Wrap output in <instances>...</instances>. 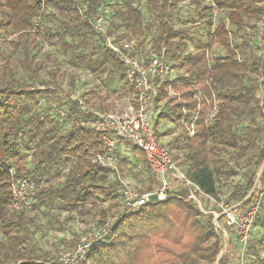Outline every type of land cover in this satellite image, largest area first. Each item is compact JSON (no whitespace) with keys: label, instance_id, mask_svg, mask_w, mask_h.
Instances as JSON below:
<instances>
[{"label":"trees","instance_id":"1","mask_svg":"<svg viewBox=\"0 0 264 264\" xmlns=\"http://www.w3.org/2000/svg\"><path fill=\"white\" fill-rule=\"evenodd\" d=\"M110 1L90 0L87 16L81 18L69 0H46L51 8L39 18L41 0H0V29L5 37L17 31L19 36L31 28L32 33L44 34L58 54H66L65 61L74 68L94 76L117 77L122 86L118 98L129 88L123 80L121 64L105 45L112 29H125L132 36L144 34L141 41L136 36L130 37L142 44L148 42L145 41L147 34L149 43L164 44L168 59L181 69L173 85L185 103L165 97L160 88L154 117L157 138L164 135L157 129L162 119L174 122L182 132L167 145L175 152L171 156L169 151V155L177 166L183 167L189 179L204 192L218 199H222L218 191L224 180L240 174L224 201H243L264 160V113L260 104V88L264 91V58L253 55L246 37L248 29L264 19V0H216L228 19V25L219 21L213 36L214 43L224 49L223 55H214L210 72L220 106L213 122L205 124L203 116L196 121L193 135H189L179 119L185 105L190 109L185 119L190 120L194 106L192 94L197 88L208 91L205 79L209 68L204 51L209 43V7L204 0H117L119 4L110 10L111 28L97 31L90 19L98 10L104 13L105 19ZM181 1L194 5L204 24L205 40L194 43V53L188 52L189 42L193 41L190 32L173 26V12ZM43 19L59 24L42 26ZM8 42L17 45L15 39ZM51 58L54 66L47 70L49 79L41 78L38 73L41 63L34 61L35 53L27 48L17 67L5 61L0 73V264H61L58 258H49L46 251L40 253L41 245L31 228L37 209L55 205L61 211H75L81 218L96 216L93 228H97L121 201V186L115 171L86 159L88 150L105 151L100 134L78 121L88 116L82 106V103L89 106L86 94L83 99L71 98L70 90L74 89L76 80L73 75L68 80L69 90H63L58 80L60 67L55 64L60 58L58 55ZM97 97L104 100L101 95ZM42 100L47 105L42 106ZM106 106L89 107L105 111ZM159 107L165 110L157 114ZM59 116L67 121L66 127L58 125ZM122 142L135 152L140 150ZM179 149L184 152L182 159ZM78 153L81 157L72 160ZM115 155L119 174L124 163L136 162L126 159L119 148ZM244 157L241 165L239 160ZM138 158L142 162L137 171L143 179V188L135 191L143 194L156 189L159 182L142 151ZM232 159L234 166L229 165ZM239 166L246 168L239 172ZM16 178H29L36 188L26 209L13 207L11 183ZM168 181L172 193L167 198L150 200L122 214L106 235L91 245L84 264H217L223 237L215 230L212 213H204L189 198L193 187L179 176L169 175ZM105 201L107 206L102 205ZM250 201L246 200L245 204ZM254 224L259 226L261 234L251 237V231L244 264H257L260 258L264 263V257L259 254L264 250V196ZM229 229L228 244L237 251L234 230ZM154 237L157 243H152L156 242ZM152 254L159 255L151 257ZM233 255L236 263L235 252ZM218 264H230V253L226 252Z\"/></svg>","mask_w":264,"mask_h":264},{"label":"built area","instance_id":"2","mask_svg":"<svg viewBox=\"0 0 264 264\" xmlns=\"http://www.w3.org/2000/svg\"><path fill=\"white\" fill-rule=\"evenodd\" d=\"M90 0H77L74 7L81 18L87 16L86 10ZM209 7L210 24L208 27L209 43L205 49V61L209 68V75L205 79L208 91L197 88L192 94L194 106L191 109V118L186 120L189 108L185 105L181 108L180 124L189 133H195L196 121L203 116V122L209 124L217 117L220 99L218 91L212 84V65L215 57L210 48L214 45V34L219 23V6L216 0H205ZM46 0H41V16L49 10ZM93 27L100 32L104 30V13L98 10L90 19ZM248 30L247 39L250 51L254 56L264 58V19ZM34 29V27H33ZM2 37V36H1ZM0 37V39H1ZM106 47L110 50L115 59L123 68V80L127 84L129 91L124 93L116 105L105 111L95 110L82 103L83 110L88 114L78 121L85 126L92 128L100 134V140L105 147L103 153L88 150L86 159L97 162L101 165L111 167L121 186V201L119 205L106 218L105 223L97 228L85 232L70 250L63 251L59 255L61 264H80L86 258L91 245L102 239L113 224L122 214L134 209L151 200L159 201L167 198L171 192V183L168 181L169 175H177L186 184L193 187L189 195L194 203L204 213H212L215 230L223 237L222 249L217 256L218 260L229 250L230 229L234 230L237 251V262L234 264H244L246 248L249 244L250 234L254 226V220L259 213L261 201L264 196V160L256 173L254 184L250 192L243 201L228 203L223 199H218L204 192L198 184L190 180L181 171L177 164L169 155V148L166 142L157 138L154 128V117L156 114L160 88H163L165 97H172L183 103L179 91L174 87L173 80L181 69L174 65L167 57L164 44L155 45L153 43L142 44L136 39H117L114 36L107 37ZM211 49V50H210ZM196 52V49H192ZM241 59L240 54H238ZM261 107L264 113V91L260 88ZM127 142L132 147L140 149L146 158L150 170L154 173L159 182V186L153 191L138 194L129 182L122 179L116 164V155L119 143ZM81 157L78 153L72 160ZM36 188L29 178H16L11 183V194L13 196V207L26 209L30 206V196L34 194ZM251 199L246 205L245 201ZM206 202V206L202 204ZM221 219L223 222L221 223ZM92 225V224H91ZM264 254V251L262 252Z\"/></svg>","mask_w":264,"mask_h":264},{"label":"rangeland","instance_id":"3","mask_svg":"<svg viewBox=\"0 0 264 264\" xmlns=\"http://www.w3.org/2000/svg\"><path fill=\"white\" fill-rule=\"evenodd\" d=\"M77 0H69V3L72 7L76 4ZM204 3L207 5V3L204 0ZM119 2L117 0H111L110 5L106 7L105 10V16L106 18L104 23V29L107 30L108 28H111L112 26V10L113 6H117ZM195 6L190 4L188 1H181L179 3V7L177 10L173 12V26L177 29H187L190 32V35L193 39L191 42H189L188 46V52L194 53L192 49H196L194 43H200L205 40V32H204V24L199 19L197 12L194 8ZM51 8V7H50ZM50 10V9H49ZM219 15V21H224L228 25V19L226 17V12L224 10L219 9L218 11ZM263 20V19H261ZM259 22V23H258ZM256 22V25L260 24L261 21L259 20ZM56 23L59 24L57 21H46L43 19V23L40 24L42 26L51 27L56 25ZM258 23V24H257ZM253 29V28H252ZM104 30V31H105ZM250 30V29H248ZM29 32L21 33L19 36V32H14L5 37V34H2V30L0 29V73L1 69L4 66L5 61H8L9 65L12 67H17L20 64V60L23 57V51L25 48L31 49L32 53H35V59L34 61L37 63H41V68L38 71L41 78L49 79L50 76L47 73V70L50 67H53L54 64L52 62V55H58L60 60L55 63L59 65V72L58 80L62 83V88L64 91L69 90L68 87V80L70 78V75H73L75 77V87L74 89L70 90L71 98L73 99H83V94L85 95V98H87V103L89 106H92L94 108H101L103 104H107V109L111 108L116 105V102L119 101L120 98L119 95L121 93V81L116 78H112V76H94L90 74L89 72L83 70L74 68L73 66L69 65L67 61H65L66 54L59 52L57 53V50L49 44V42L43 37L44 34H35L32 33V28L28 30ZM21 32V31H20ZM24 32V31H23ZM248 32V31H247ZM112 36H120V37H133L136 36L138 40L141 41L142 37H144V34L138 33L136 35H133L126 31L125 29H112ZM145 41V44L149 43L150 38L149 34ZM133 38V39H135ZM4 39V40H3ZM15 39V42L17 45H13L12 43L8 42V40ZM230 41H233V38H230ZM139 42V41H138ZM141 43V42H140ZM212 49L213 54L217 55H223L224 49L221 48L218 43L215 42L214 45L210 47ZM210 49V50H211ZM30 51V50H29ZM25 72L21 71V74H24ZM25 75V74H24ZM52 80V79H51ZM39 86L38 84H34ZM114 89V90H113ZM98 95H101L104 97L103 101H100L98 99ZM47 105V102L42 100V106ZM161 107V105H160ZM158 108L157 114L161 110H165L162 108ZM60 112L59 110H57ZM177 114V113H176ZM172 118H175V116L170 113ZM216 119V118H215ZM214 119V120H215ZM213 122V121H212ZM161 124L157 126L158 131L161 133H164V135L160 136L159 139L163 142L168 143L171 141L174 137L179 135L182 130L179 126L176 127L174 122H171V120L162 119ZM58 125L61 128H64L68 125L67 121L64 120L61 116H59ZM170 155L174 154V150L171 149L170 145H168ZM119 150L123 153L126 159H131L135 162L134 165L131 163H124L122 166V172L120 170V176L125 181L129 182V185L134 187L136 191H139L143 188V179L140 175H138V169L139 167H142L141 159L138 158L141 151L137 150L136 152L127 144H124V142L119 143L118 146ZM177 150V149H176ZM180 150V149H179ZM138 155V156H137ZM179 157L182 159L184 156V152L180 150ZM137 156V157H136ZM224 156H227L224 154ZM245 160V157L239 162L241 165L243 164ZM234 159L231 160L230 166L236 165L234 163ZM29 164V162H28ZM30 167V165H28ZM179 166V165H178ZM181 171L190 178L188 172L181 166H179ZM246 166H239L238 170L239 172H242L245 170ZM240 177V174L232 176L226 180H224V183L221 185V190L218 191V195L223 199L226 200L229 194V190L231 189L232 185L237 181V179ZM114 180L113 178H111ZM178 189V188H176ZM119 202V201H118ZM202 204L206 206V202L202 201ZM103 206H107V201L102 202ZM118 205V204H117ZM96 216H83L82 218L76 214V212H67V211H61L57 208V206L47 207L43 206L39 209H37L34 217V222L31 225V228L34 229V236L39 241V244L41 245L40 253L46 251L48 253V257L51 259L59 258V255L66 250H70L74 247V244L77 242V240L82 237V235L85 234L86 231L90 229H94V224L96 223ZM92 224V225H91ZM36 229V230H35ZM261 234V231L259 229L258 225L254 224V227L252 228V234L251 237H259ZM157 243L156 237L153 239ZM235 250L230 248L227 251L230 253V264H233L235 261V257L233 255V252ZM264 250H261L259 253L261 257H264V254H262ZM123 253V251H121ZM159 254L153 255L151 257H158ZM124 257L121 256V259ZM86 259V258H85ZM83 259L80 264H84L86 260ZM248 259V258H247ZM260 258L257 262V264H264L261 262ZM124 264V263H122Z\"/></svg>","mask_w":264,"mask_h":264},{"label":"water","instance_id":"4","mask_svg":"<svg viewBox=\"0 0 264 264\" xmlns=\"http://www.w3.org/2000/svg\"><path fill=\"white\" fill-rule=\"evenodd\" d=\"M153 198L151 197V200H152Z\"/></svg>","mask_w":264,"mask_h":264}]
</instances>
